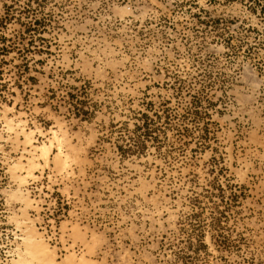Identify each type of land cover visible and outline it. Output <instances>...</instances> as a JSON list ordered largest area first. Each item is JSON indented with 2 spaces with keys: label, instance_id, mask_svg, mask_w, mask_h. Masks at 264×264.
Returning a JSON list of instances; mask_svg holds the SVG:
<instances>
[{
  "label": "rangeland",
  "instance_id": "obj_1",
  "mask_svg": "<svg viewBox=\"0 0 264 264\" xmlns=\"http://www.w3.org/2000/svg\"><path fill=\"white\" fill-rule=\"evenodd\" d=\"M0 264H264V0H0Z\"/></svg>",
  "mask_w": 264,
  "mask_h": 264
}]
</instances>
